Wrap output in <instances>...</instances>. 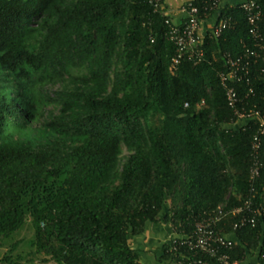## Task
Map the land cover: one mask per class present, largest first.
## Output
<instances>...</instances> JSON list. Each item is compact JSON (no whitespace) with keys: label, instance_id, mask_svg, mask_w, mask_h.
Listing matches in <instances>:
<instances>
[{"label":"trees","instance_id":"trees-1","mask_svg":"<svg viewBox=\"0 0 264 264\" xmlns=\"http://www.w3.org/2000/svg\"><path fill=\"white\" fill-rule=\"evenodd\" d=\"M209 1L192 3L202 11ZM227 3L221 18L233 28L206 36L201 60L175 69L168 17L150 0H0V241L30 219L43 261L144 264L130 240L147 224L190 236L218 206H264V135L251 180L257 126H234L220 80L225 55L254 45L243 8ZM229 86L238 108L264 115V51L249 84ZM237 219L216 227L234 241L223 252L264 264V218L234 230ZM19 243L0 264H23ZM169 248L160 263L179 260Z\"/></svg>","mask_w":264,"mask_h":264},{"label":"built area","instance_id":"built-area-1","mask_svg":"<svg viewBox=\"0 0 264 264\" xmlns=\"http://www.w3.org/2000/svg\"><path fill=\"white\" fill-rule=\"evenodd\" d=\"M166 1L150 0V5L153 13L163 12L168 17L165 20L167 29L165 35L176 47V56L172 60L175 69L184 58L195 63L201 60L203 52L200 50V45L206 36L212 35L217 38L226 29L233 28L231 18H221V9L224 8L225 3L239 5L246 13L250 25L249 32L254 45L252 47L244 45L242 54L237 57L225 55L230 71L221 73L220 80L226 90L229 107L234 111L237 118L234 126H245L251 122L257 126V132L251 146L250 177L251 180L259 178L262 168L260 148L264 135V115L254 109L247 112L245 109L238 108V105L241 104V98L235 88L229 86V83L234 82L249 84L252 61H257L262 57L264 46L261 44L263 39L259 30V23L262 18L259 5L256 0H210L201 11L200 8L193 5V0H189L182 6L185 13L183 20L176 22L166 13ZM201 12L204 13L202 17L200 16ZM206 22L209 23L206 27L207 31L203 29ZM250 93H253V89H250ZM227 216L238 218L234 224V230L247 225L255 227L257 217L264 218V206L261 205L254 209L253 203L250 201H245L243 204L231 208L218 206L213 213L196 224L190 236L175 234L169 241V252L178 255L179 260L176 264H242L232 261L229 255L223 252L234 244V241L216 229L218 223ZM261 247L264 253V232Z\"/></svg>","mask_w":264,"mask_h":264},{"label":"crops","instance_id":"crops-1","mask_svg":"<svg viewBox=\"0 0 264 264\" xmlns=\"http://www.w3.org/2000/svg\"><path fill=\"white\" fill-rule=\"evenodd\" d=\"M189 0H167L166 1V13L173 18L174 21L180 22L183 20L185 13L183 12L182 6ZM208 22L203 25V29L207 31L206 27ZM165 224L153 225L147 224L146 230L143 234L133 237L130 240V246L136 250H139L142 254V261L144 264H160V260L156 254H161L162 247L164 244L169 243L170 237L164 228ZM173 230L171 229L170 232ZM170 237V238H169ZM168 239V241H167ZM256 256H251L246 259L242 264H259ZM252 261V262H251ZM161 264H165L162 263Z\"/></svg>","mask_w":264,"mask_h":264},{"label":"rangeland","instance_id":"rangeland-1","mask_svg":"<svg viewBox=\"0 0 264 264\" xmlns=\"http://www.w3.org/2000/svg\"><path fill=\"white\" fill-rule=\"evenodd\" d=\"M224 1H227V0H224ZM31 224H32L31 220L27 219L26 224L23 227V229L17 232L12 238H10L9 240H1L0 241V253H6L10 249V247H12L10 245H14L20 242L18 244L17 249L15 250V255L20 254L21 252L24 253L25 257L23 259V264H55L54 262L43 261V259H45L43 255H39V254L37 255L34 253V246L31 243V240L33 239V235H34ZM164 228L166 229L170 237H173L175 235L173 231L169 233V231H171L172 229L170 225H165ZM151 253L156 254L157 258L160 255L159 253H154L153 251H151Z\"/></svg>","mask_w":264,"mask_h":264},{"label":"clouds","instance_id":"clouds-1","mask_svg":"<svg viewBox=\"0 0 264 264\" xmlns=\"http://www.w3.org/2000/svg\"><path fill=\"white\" fill-rule=\"evenodd\" d=\"M58 89L56 88H49L48 86L45 88V92H48V95L55 98V93Z\"/></svg>","mask_w":264,"mask_h":264}]
</instances>
